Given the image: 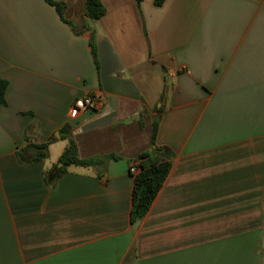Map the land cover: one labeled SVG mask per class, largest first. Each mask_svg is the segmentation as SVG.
I'll list each match as a JSON object with an SVG mask.
<instances>
[{
	"label": "crops",
	"instance_id": "crops-1",
	"mask_svg": "<svg viewBox=\"0 0 264 264\" xmlns=\"http://www.w3.org/2000/svg\"><path fill=\"white\" fill-rule=\"evenodd\" d=\"M132 3L137 46L109 8L68 6L73 29L45 0H0V264H264V0ZM85 95L95 108L69 116ZM157 116L171 165L131 222L129 166ZM70 137L113 156L49 184Z\"/></svg>",
	"mask_w": 264,
	"mask_h": 264
},
{
	"label": "trees",
	"instance_id": "trees-1",
	"mask_svg": "<svg viewBox=\"0 0 264 264\" xmlns=\"http://www.w3.org/2000/svg\"><path fill=\"white\" fill-rule=\"evenodd\" d=\"M51 4L57 11L60 19L66 23H69L74 29L72 22L65 17L67 10V3L65 0H45ZM137 4L141 0H135ZM157 4L161 0H155ZM106 12V7L101 0H82V14L89 19H98L102 17ZM91 54L97 63V53L93 38L90 39ZM7 81L0 79V105L5 104V88ZM160 107H157L159 110ZM159 116H157L151 124L150 136H149V149L140 151L137 154L138 171L133 176V189H132V205L130 211L131 222L139 220L145 215L149 206L151 205L154 197L156 196L159 188L165 180L169 168L171 165L172 152L166 147L156 145V133L157 123ZM64 136H69V125L63 126ZM47 145L48 142L34 145V155L29 160L30 162L39 161L47 157ZM19 158H22V151H18ZM113 156L111 154L104 155L102 157H79L77 153V147L75 141L70 137L68 145L61 152L58 161L62 163L60 167L53 165L49 171L45 174L47 183L53 184L56 179L65 172L66 166L69 164L89 166L101 162L104 158ZM146 157L145 160L143 158Z\"/></svg>",
	"mask_w": 264,
	"mask_h": 264
},
{
	"label": "rangeland",
	"instance_id": "rangeland-1",
	"mask_svg": "<svg viewBox=\"0 0 264 264\" xmlns=\"http://www.w3.org/2000/svg\"><path fill=\"white\" fill-rule=\"evenodd\" d=\"M102 1L105 2L106 8H109L110 26L114 29L115 32L120 33V37L126 40H130L131 45L135 43V45L137 46L140 27L134 20L135 4L132 3V0ZM66 3L67 7L69 6L68 9L70 10L69 16L73 20H77L78 15H80V13L82 14V1L66 0ZM137 54H141V51H137ZM162 90H164V87Z\"/></svg>",
	"mask_w": 264,
	"mask_h": 264
},
{
	"label": "built area",
	"instance_id": "built-area-1",
	"mask_svg": "<svg viewBox=\"0 0 264 264\" xmlns=\"http://www.w3.org/2000/svg\"><path fill=\"white\" fill-rule=\"evenodd\" d=\"M96 102L97 100L94 96L85 95L84 97L75 100L74 104L69 107L67 114L69 116H74L75 113L79 110L93 109L95 108ZM129 171L134 174L138 171L136 162L131 163V165L129 166Z\"/></svg>",
	"mask_w": 264,
	"mask_h": 264
},
{
	"label": "water",
	"instance_id": "water-1",
	"mask_svg": "<svg viewBox=\"0 0 264 264\" xmlns=\"http://www.w3.org/2000/svg\"><path fill=\"white\" fill-rule=\"evenodd\" d=\"M58 164H59V165H62V163H61V162H59Z\"/></svg>",
	"mask_w": 264,
	"mask_h": 264
}]
</instances>
